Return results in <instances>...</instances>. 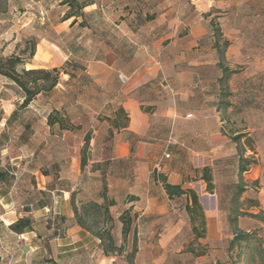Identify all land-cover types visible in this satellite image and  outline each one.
<instances>
[{"label": "crops", "instance_id": "crops-1", "mask_svg": "<svg viewBox=\"0 0 264 264\" xmlns=\"http://www.w3.org/2000/svg\"><path fill=\"white\" fill-rule=\"evenodd\" d=\"M190 1L199 15L183 25L179 11L168 21L164 18L165 6L159 9V4L148 5L146 0H94L83 11H96L97 19L93 16L87 20L85 28H78L79 19L73 25L74 18L62 20L51 28L54 35H43L40 42L36 41L25 65L26 70L60 69L75 61L82 70L72 72L71 79L62 75L52 92L39 95L13 117L23 98L15 87L0 89V136L5 140L0 156L5 158L9 151H17L9 158L15 166L13 162H20V157L27 154L28 163L34 162L32 174L38 176L28 186L33 191L29 197L22 194L19 181H0V227L12 236L11 247L0 239V263L19 262L22 235L8 226L23 217L32 222L33 232L23 234L31 235L32 249L44 245L39 254L51 251L53 243H57L61 256L86 249L74 245L70 249L67 244L68 239L80 241L88 233L75 223L70 193L76 184L67 176L70 158L75 168L77 147L69 144L67 131L48 127L47 116L52 110L59 111L68 123L87 130L92 164L108 163V176L115 181L109 186L107 199L114 202L109 213L118 219L123 211L131 209L136 215L138 250L147 236L159 237L153 248L164 253L178 252L182 237H192L184 210L188 199H169L153 172L183 190L194 191L187 179H195L194 192L197 195L198 191L205 221L204 237L209 242L223 240L219 203L222 190L237 183L238 152L243 158L253 156L258 160L254 180L259 169L264 171V6L261 9L254 3L252 10L244 13L241 3L228 0L220 32L229 46L219 57L207 21L200 18L214 2ZM149 6L156 10L157 17L139 19L138 13L148 11ZM121 12L126 14L114 19ZM47 46L52 55L43 53ZM52 56L60 59L58 65L50 64ZM222 68L232 73L223 76ZM239 136L242 138L234 142ZM59 150L60 161L56 158ZM164 155L169 157L165 159ZM54 164L60 167V173L51 170ZM63 164L66 169L61 168ZM206 168L211 189L201 180ZM245 169L242 178L250 171L247 166ZM2 170L6 168L0 166ZM9 174L16 175L13 170ZM241 187L238 228L249 233L254 228L246 216L264 210V197L244 201L246 187ZM205 191L212 196H202ZM94 202L103 201L100 198ZM224 238L229 240L227 235ZM227 247L228 241L226 254ZM209 253L204 258L209 256L207 260L213 264L212 253L222 256L223 247L210 246ZM176 259L174 256L173 264ZM45 261L41 264H49ZM135 262L142 264L140 259Z\"/></svg>", "mask_w": 264, "mask_h": 264}, {"label": "rangeland", "instance_id": "rangeland-1", "mask_svg": "<svg viewBox=\"0 0 264 264\" xmlns=\"http://www.w3.org/2000/svg\"><path fill=\"white\" fill-rule=\"evenodd\" d=\"M90 0H77V4L74 7L84 5ZM214 2V6L210 9L206 14L200 15V18L207 21L208 31L213 36V31L215 27H219L220 29V19L226 13V3L228 0H212ZM233 3H241L240 10L244 11V13H248L252 10V5L256 3L260 5L261 9L264 6V0H229ZM146 3L151 4H159L161 6H165L166 9L163 11L164 18L168 21H172L173 17L176 16V12H180L179 18L181 19L183 25H186L194 20L199 13L193 11V6L191 5L190 0H147ZM180 7V10H179ZM69 5L60 4L58 0H0V59H6L11 56H19L21 61L25 64H28V58L32 50L31 43L33 41L40 42L44 34L38 31L33 27L34 23L37 20H41V22L48 23L50 29L60 23L65 19L66 14L68 13ZM71 7V9H73ZM91 9V8H89ZM174 9V10H173ZM175 11V12H173ZM204 11V10H203ZM159 13V14H163ZM107 14V13H105ZM126 13L121 12L119 14H115L114 19L117 18L118 15H125ZM152 16L147 17H157L155 13L151 14ZM98 15H95L94 18H98ZM127 19V17H126ZM30 21V22H29ZM66 25V24H65ZM44 49L43 53L49 52ZM53 51V50H52ZM60 59L58 57L52 56L51 65H58ZM22 66H17L16 71H21ZM26 69V68H25ZM59 69V68H58ZM73 68L70 67L69 70ZM5 88L9 90L12 88L7 80L0 77V89ZM11 91V90H10ZM10 93V92H9ZM11 95V94H9ZM70 124V123H69ZM73 127V124H70ZM86 129H82L81 127L77 130L67 131L69 138L68 142L70 145L77 147V160L75 162V168L71 165H67L69 168V172L67 174L68 178L73 181L76 186L73 188L72 196L75 205L77 206L78 213L82 217L86 219V225L92 228L93 233H102L103 230L109 229L112 238L114 239L117 253L104 255L103 249L99 244L96 243V240L92 235L88 233V236L80 237V241L78 239H68L67 244H69V248L72 246H86V249L78 250L73 256H68L67 254H63L61 256L58 254L60 248H57V243L52 244V250H47V253L44 254L41 252L39 254V249L44 247L42 243L38 246L40 247L37 250H33L31 235H22L19 241L20 244V260L17 264H41V261L47 259L49 264H127L125 257L126 254L131 250V237L128 236L125 241L122 239L121 229H119V220L115 218L114 215H111V220L106 221L102 212L96 213L95 211H89V217L85 215V212L82 209L83 204H87L89 202H93L97 199L101 198L102 186L106 187V197H109V186L113 185L115 181L110 180L108 176V163L101 162L99 164H92L91 161L94 160V157L91 155V152L87 149L84 151L85 157V166L83 169L80 168V157L83 152L84 147V137L85 135H89L86 132ZM107 145L109 141H107ZM60 153V150H59ZM17 151H9V154L3 158L0 156V166L7 168L9 171H14L16 173L13 179L19 181L22 186V194H25V197H29L32 194V190L30 189L31 184L35 183V179H38V176L32 174V170L34 165L29 162L30 157L24 153V155L19 161H14L12 166L9 158L16 156ZM107 155V154H106ZM72 154L70 155V157ZM56 158L61 160V153L56 156ZM165 158V157H164ZM167 159V158H165ZM246 162V165L249 168V172L246 173L242 180L243 182L240 185L246 187V193L244 195V201L253 200L258 195L264 197V180L263 175L264 171L259 169L256 172L257 179L254 180L253 169L255 166H258V160L253 156H246L243 158ZM63 169L67 167L62 165ZM59 173L61 171L60 167L58 169ZM156 172H153V175ZM157 174V173H156ZM158 175V174H157ZM187 181L190 183V187L196 191V180L193 178H188ZM256 181V182H255ZM203 192V191H202ZM206 192V191H205ZM201 193L202 196H212L211 193ZM231 189L226 188L222 190V199L219 203V209L222 213V217L219 219V227L223 229V240L217 242H209L211 240H206V237L201 239H194L193 235H187L182 237L180 244H178L177 249L178 252H161L159 248H153L155 244H158L160 238L157 236L150 237H141V250H137V254L134 258V264L136 263V259H140L142 264H173L174 256L177 257L176 264H209L210 259L207 260L204 258L206 254H210V246L214 247H223V254L221 256L220 253H212V263L217 260L216 264H264V247L262 248V243H252L249 246L239 245L234 247L228 254L225 253L226 238L227 235L230 239V227L228 223V215H234V212H231L230 209L234 207L229 202ZM200 194V193H199ZM198 195V191H197ZM246 204V203H245ZM131 210V209H129ZM244 210V209H243ZM246 211H249L248 209ZM257 210H251V212H257ZM131 215L132 211L130 212ZM247 215V214H246ZM246 218L251 219V230L250 232H254L257 235H264V210H259V214L256 216L249 215ZM197 224H199L197 222ZM121 225V224H120ZM237 220V227H238ZM242 226V225H241ZM240 232V228H238ZM86 232V231H85ZM227 232V233H226ZM87 233V232H86ZM0 239H3L10 247L12 245V236L5 230V228L0 227ZM95 240V242L93 241ZM138 240V239H137ZM17 240H15V247L17 245ZM106 240L104 241V247H107ZM68 248V247H67ZM137 248L138 242H137ZM182 248V249H181ZM190 251H193L191 253ZM196 254H202V256H196ZM221 256V259H220ZM50 257V259H48ZM67 257V258H66ZM5 260V258H4ZM222 263H219V262ZM93 262V263H92ZM0 264H3L1 262ZM211 264V263H210Z\"/></svg>", "mask_w": 264, "mask_h": 264}, {"label": "trees", "instance_id": "trees-1", "mask_svg": "<svg viewBox=\"0 0 264 264\" xmlns=\"http://www.w3.org/2000/svg\"><path fill=\"white\" fill-rule=\"evenodd\" d=\"M60 4H66L69 5L68 13L65 16V20H68L70 18H74V21L71 25L77 22V19L80 20V23L78 24V28H85L87 20L93 18L96 14L95 12L85 13L83 10L84 8L91 6L94 4V0H90L89 2L85 3L84 5H81L80 7L76 6L77 0H58ZM147 1V0H146ZM148 4V3H146ZM149 5V4H148ZM158 5V4H154ZM71 7L73 9H71ZM149 10L142 13H138L139 19H146V20H153L154 17H147L152 16L151 14L157 13L156 10L152 11L150 9V6L148 7ZM160 9V7H159ZM151 10V11H150ZM33 27L44 34V36L54 35L52 30L50 29L48 23L41 22V20H37ZM213 38H214V44L213 48L216 49L219 57H222L225 50L229 46V42L222 40L221 32L219 27H215L213 31ZM32 50L29 55V58L32 56L34 52V48L36 45V42L33 41L31 43ZM64 46H69V44H64ZM28 58V59H29ZM25 63L21 61V58L19 56H11L6 59H0V77L7 80L10 86L15 87L17 92L22 96L23 100L20 105H18L17 109L11 114L10 117H13L18 112L22 111L28 107V105L35 100L39 95L48 94L52 92V90L61 82V76L62 75H68L69 79L73 76L74 73L78 70H82L83 67L78 62L70 61L65 63V65L60 69H32V70H26L25 69ZM17 66H22L21 71H16ZM72 67V70H69V68ZM222 74L223 76L232 73L226 68H222ZM1 120V115H0ZM47 125L48 127H54L56 126L59 131H72L77 130L78 127H73L68 123L66 118H64L59 111L52 110L48 116H47ZM117 126L114 123V128ZM242 136L234 138V142L240 140ZM89 135H85L84 137V147L83 152L80 157V168L83 169L85 166V157H84V151L88 148L89 144ZM4 136H0V151L2 150V147L4 146ZM165 157V155H164ZM55 157H53L54 159ZM238 170H237V183L232 184L229 189H231L230 199L229 202L234 207L230 209L231 212H234V215H228V223L230 227V239L228 240V247H227V253H229L231 250L234 249V247L239 245H245L249 246L252 243H262L264 242V236L259 237L254 232L244 233L240 232L237 227V217L239 216L238 211V199L243 193V188L241 187L240 183L242 181V175L244 172H246L245 165L246 162L244 161L242 155L238 152ZM59 166L57 164H54L51 166V170L55 171L56 174L59 173L58 171ZM9 170L6 168L5 171H0V181H8L12 180L13 176L9 174ZM58 172V173H57ZM153 178L155 181H159L162 184L163 190L166 194V196L169 199L173 198H180L182 196H186L189 203H187L184 207V210L186 214L189 217L190 225L192 226V235L194 239L198 240L201 238H204L205 235V221H204V215L202 212V207L198 201V197L196 193L192 190H183L180 186H173L169 183H167L166 179L161 176L154 173ZM201 180H203L206 185L207 189H211V179L208 173V169H203V173L201 176ZM73 192V191H72ZM72 192L70 193V198L73 201V213L75 218V223L78 227H80L82 230L86 231L90 235H92L95 239H97L100 242V246L103 249L104 255L109 254H116L117 248L114 242V239L112 238L110 234V230L107 228L102 231V233H93L92 228L90 226L86 225V219L79 215L77 206L75 205V202L73 200ZM101 199L102 203L97 204L94 201L89 202L87 204L82 205V209L85 212V215L87 218L89 217V211H95L96 213L102 212L104 215V218L106 221L111 220V215L109 213V207L114 205V202L112 200H108L106 197V187L102 186V193H101ZM131 210H125L121 213L118 220L121 224V234L123 241L126 240L128 236L131 237V250L129 253L126 254L125 260L127 264H134V258L137 254V231L136 227L134 225L136 220V215L130 214ZM197 222L199 224H197ZM8 229L12 231L15 234L23 235L29 232H33L32 229V222L29 218H20L11 225L8 226ZM107 242V247H104V241ZM193 253V251H190ZM196 256H202V254H196ZM48 262V261H45Z\"/></svg>", "mask_w": 264, "mask_h": 264}, {"label": "built area", "instance_id": "built-area-1", "mask_svg": "<svg viewBox=\"0 0 264 264\" xmlns=\"http://www.w3.org/2000/svg\"><path fill=\"white\" fill-rule=\"evenodd\" d=\"M120 79H121V77H120ZM122 80V79H121ZM169 157V155H165V158H168Z\"/></svg>", "mask_w": 264, "mask_h": 264}]
</instances>
